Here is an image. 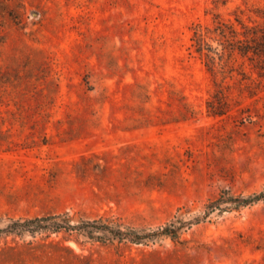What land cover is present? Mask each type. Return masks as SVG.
<instances>
[{
	"label": "rangeland",
	"instance_id": "1",
	"mask_svg": "<svg viewBox=\"0 0 264 264\" xmlns=\"http://www.w3.org/2000/svg\"><path fill=\"white\" fill-rule=\"evenodd\" d=\"M262 10L264 0H0V264H264V202L146 244L5 232L65 212L150 230L202 215L222 191L261 190L264 75L238 56L215 81L192 26L253 25Z\"/></svg>",
	"mask_w": 264,
	"mask_h": 264
},
{
	"label": "trees",
	"instance_id": "2",
	"mask_svg": "<svg viewBox=\"0 0 264 264\" xmlns=\"http://www.w3.org/2000/svg\"><path fill=\"white\" fill-rule=\"evenodd\" d=\"M214 2L216 4L225 3V0H214ZM262 13V20L255 21L253 25L244 22L240 16L235 18V22L227 21L218 16L214 20L213 27L204 26L201 23L193 24V46L204 58L205 64L215 81L219 75H222L225 79L229 73L234 71L238 56L248 58L255 70L258 71L259 76L264 75V10H262ZM214 38H218L220 45L223 46L222 49L213 46L211 40ZM215 94L220 104L225 101L224 88H219ZM208 103L209 107H213L215 114L225 113L221 108L213 106V101ZM258 202H264V187L248 195H234L230 192L222 191L217 197L210 199L205 204L202 215H198L189 221L183 220L180 216H174L169 222L150 230H139L132 227L123 229L118 224L104 223L102 218L82 220L76 224L72 223L71 217L65 212L34 217L23 222L18 221L17 226H8L5 232H30L32 234L44 232L48 235L65 233L78 236L84 235L93 240L103 242L129 240L136 244H146L161 237H169L173 240L178 239L185 226L191 227L194 224L205 221L212 211L216 209L224 212Z\"/></svg>",
	"mask_w": 264,
	"mask_h": 264
}]
</instances>
